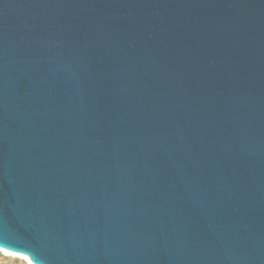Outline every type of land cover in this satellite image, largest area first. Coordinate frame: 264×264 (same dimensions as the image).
<instances>
[{"label": "water", "instance_id": "1", "mask_svg": "<svg viewBox=\"0 0 264 264\" xmlns=\"http://www.w3.org/2000/svg\"><path fill=\"white\" fill-rule=\"evenodd\" d=\"M0 246L264 264V0H0Z\"/></svg>", "mask_w": 264, "mask_h": 264}, {"label": "rangeland", "instance_id": "2", "mask_svg": "<svg viewBox=\"0 0 264 264\" xmlns=\"http://www.w3.org/2000/svg\"><path fill=\"white\" fill-rule=\"evenodd\" d=\"M0 264H28V263L19 256L4 254L3 252L0 251Z\"/></svg>", "mask_w": 264, "mask_h": 264}, {"label": "bare ground", "instance_id": "3", "mask_svg": "<svg viewBox=\"0 0 264 264\" xmlns=\"http://www.w3.org/2000/svg\"><path fill=\"white\" fill-rule=\"evenodd\" d=\"M0 251L3 252L4 254H8V255H12V256H19L15 251L6 249V248L1 247V246H0ZM19 257H21V256H19Z\"/></svg>", "mask_w": 264, "mask_h": 264}]
</instances>
